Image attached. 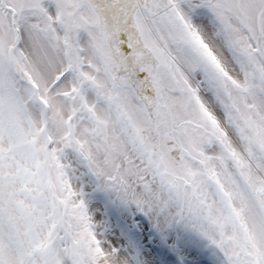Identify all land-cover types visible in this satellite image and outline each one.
I'll list each match as a JSON object with an SVG mask.
<instances>
[{
  "label": "snow or ice",
  "instance_id": "6c2138e0",
  "mask_svg": "<svg viewBox=\"0 0 264 264\" xmlns=\"http://www.w3.org/2000/svg\"><path fill=\"white\" fill-rule=\"evenodd\" d=\"M0 264H264V0H0Z\"/></svg>",
  "mask_w": 264,
  "mask_h": 264
}]
</instances>
